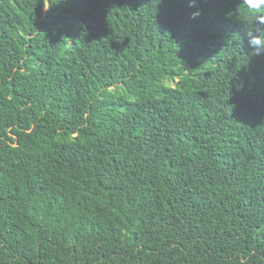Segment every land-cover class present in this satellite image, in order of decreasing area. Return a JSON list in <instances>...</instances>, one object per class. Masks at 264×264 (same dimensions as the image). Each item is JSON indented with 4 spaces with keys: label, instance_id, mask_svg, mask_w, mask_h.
I'll list each match as a JSON object with an SVG mask.
<instances>
[{
    "label": "trees",
    "instance_id": "1",
    "mask_svg": "<svg viewBox=\"0 0 264 264\" xmlns=\"http://www.w3.org/2000/svg\"><path fill=\"white\" fill-rule=\"evenodd\" d=\"M50 3L0 0V264H264V8Z\"/></svg>",
    "mask_w": 264,
    "mask_h": 264
},
{
    "label": "clouds",
    "instance_id": "2",
    "mask_svg": "<svg viewBox=\"0 0 264 264\" xmlns=\"http://www.w3.org/2000/svg\"><path fill=\"white\" fill-rule=\"evenodd\" d=\"M42 11H48L52 5L50 0H40ZM249 10V15L260 11L264 8V0H244ZM194 7V3L189 4ZM199 15V11L191 13V18ZM244 37L247 39L248 46L251 48L253 55L260 56L264 54V16H256L253 19V26L244 29Z\"/></svg>",
    "mask_w": 264,
    "mask_h": 264
}]
</instances>
